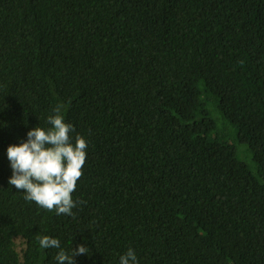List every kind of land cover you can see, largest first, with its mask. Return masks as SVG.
<instances>
[{
    "label": "trees",
    "instance_id": "16d2710c",
    "mask_svg": "<svg viewBox=\"0 0 264 264\" xmlns=\"http://www.w3.org/2000/svg\"><path fill=\"white\" fill-rule=\"evenodd\" d=\"M57 105L88 143L73 216L8 183ZM44 235L75 264H264V0H0V264H57Z\"/></svg>",
    "mask_w": 264,
    "mask_h": 264
},
{
    "label": "clouds",
    "instance_id": "9594fccd",
    "mask_svg": "<svg viewBox=\"0 0 264 264\" xmlns=\"http://www.w3.org/2000/svg\"><path fill=\"white\" fill-rule=\"evenodd\" d=\"M62 108L63 105L55 106L54 115L47 117L48 129L37 126L27 133L25 142L7 148L12 169L8 183L23 191L26 201L54 210L57 215L73 216L77 202L72 193L83 175L88 143L78 134L73 138L74 126L65 122ZM38 242L42 249H59L55 257L57 264H75V256L90 252L81 244L68 254L57 238L47 235L38 237ZM119 264H138L135 251L129 248L120 256Z\"/></svg>",
    "mask_w": 264,
    "mask_h": 264
},
{
    "label": "rangeland",
    "instance_id": "374dc122",
    "mask_svg": "<svg viewBox=\"0 0 264 264\" xmlns=\"http://www.w3.org/2000/svg\"><path fill=\"white\" fill-rule=\"evenodd\" d=\"M231 138H232V140H234L233 134H232ZM236 145H237V149H238V152H239L240 159L242 161L246 162L247 164L252 165V162H251L252 159H251V157L249 159V158H244L241 155V151L244 149L243 146H241L239 144H236ZM15 243H16V248H17L18 252H20V254H22L23 250L26 248V242H25V240L23 238H21V237H18V238L15 239Z\"/></svg>",
    "mask_w": 264,
    "mask_h": 264
}]
</instances>
